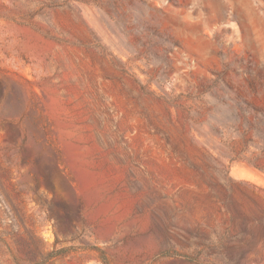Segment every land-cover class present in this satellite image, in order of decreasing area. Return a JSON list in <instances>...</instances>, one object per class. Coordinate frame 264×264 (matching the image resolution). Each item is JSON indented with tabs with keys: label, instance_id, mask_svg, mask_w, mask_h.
Listing matches in <instances>:
<instances>
[{
	"label": "rangeland",
	"instance_id": "obj_1",
	"mask_svg": "<svg viewBox=\"0 0 264 264\" xmlns=\"http://www.w3.org/2000/svg\"><path fill=\"white\" fill-rule=\"evenodd\" d=\"M0 264H264V0H0Z\"/></svg>",
	"mask_w": 264,
	"mask_h": 264
}]
</instances>
